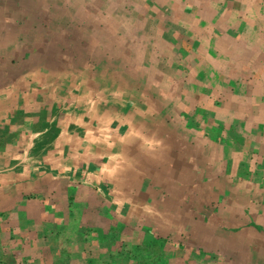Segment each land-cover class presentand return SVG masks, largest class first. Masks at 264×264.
I'll return each mask as SVG.
<instances>
[{
    "label": "trees",
    "instance_id": "1",
    "mask_svg": "<svg viewBox=\"0 0 264 264\" xmlns=\"http://www.w3.org/2000/svg\"><path fill=\"white\" fill-rule=\"evenodd\" d=\"M112 9L118 12L123 20L126 18L123 15V9L116 10L115 5ZM0 11L1 13L3 12L2 10ZM176 13L181 14L179 11ZM158 14H160V11L152 12L146 18V25L145 23L143 24L144 29L149 24H156ZM180 17L181 23H184V17ZM78 18L79 22H81V15L77 17V20ZM108 19L111 23L115 24L112 18ZM86 20L88 27L85 26L83 28L87 29L88 33L86 34L89 35L92 32V24L94 21L89 19V17H86ZM36 22L35 20V25L33 26H37ZM22 24L17 21L14 26L19 28V25ZM131 29L136 32L135 35L137 38H142L135 49L139 56L134 53L129 54L131 59H133L132 63L121 61L119 57L121 50L113 49L114 56H109V52L106 51L107 48L104 47L101 57H93L90 63L87 64L85 62L87 60L85 59L91 57V46L88 44L87 47L81 46L79 48L73 47L72 45L60 46L64 48L65 52L57 50L54 52V57L43 54L42 50L39 49L35 53L34 59L38 60L41 57L40 60H43L45 64L44 67L48 66L49 79L43 82L49 83L53 79L54 86L51 85V88L58 86V88L64 90V94H72L74 97L79 96L77 103L79 108L82 107L83 109V107H87L85 105L90 104L93 95L99 92L105 100L95 101L93 115L96 118L111 120L113 121L112 124L115 125L128 120L129 126L137 130L139 129L148 138H151L153 142L160 141L166 144L167 150L165 152L155 153L151 148H147V146L138 147L137 144H133L138 143V138L129 136V138L122 142L117 141L110 148L103 143H97L91 146L96 154H104L106 156V154L109 155L114 150L121 153V167L117 166V171L110 175L108 173L103 175L99 174L97 178L99 180L102 179L105 183L108 198L112 196L113 187L115 190L116 186L121 187L122 193L125 195L120 210L123 213L122 216L129 214L131 217L134 214H138L144 221L147 220L151 226L157 224L156 229L150 225L149 227L145 226L146 229L144 230H148L154 236L155 241L153 240L154 242L150 245L140 247L141 253L149 254L145 259L143 258L144 260L139 261L140 264H149L145 260H149L154 254H161L162 248L163 250L168 249V246H173L176 249L181 248L184 241L189 242L192 246V254L199 255L201 259L206 256L207 261L209 259L215 260V255L205 254L203 256L204 252L202 250L205 247L212 248L217 245L219 240L227 236L224 232L226 230L228 231V235L230 234V237L234 232L239 233L240 231L249 230L251 233H258L264 236V210L262 209L253 218L251 215L254 212L251 211L252 209L249 206L253 203L251 199L247 202H242L239 198L238 204L235 207L236 212L239 214L235 216L228 215L224 211V207L219 203V199L213 198L218 196L219 184L223 183V192L228 195V193L233 192L235 189L233 186L237 182L247 180L240 176L241 173L247 174L250 172L248 170L249 168H246L244 165H239L238 167L239 162L242 161L240 158H243L247 154L246 151L251 150L252 147L248 148L250 143L243 144L241 148L235 145L234 149L231 150L230 148L226 153L223 151L225 156L223 154L221 156L219 155V157L216 155L217 164L214 165L215 147L212 144L216 141L218 145H221L220 141L222 142V140L224 141L226 139L228 129L231 128L232 118L236 116V113L232 115V103L236 100L233 94V87L229 85L232 79H230L229 75H222L220 77L212 76L215 72L216 65H210L209 71L204 74L203 69L207 66L204 60L206 51L203 48L204 45L199 41L195 43V48L191 46L186 48L181 44L175 45L173 48L172 45L169 44V46H166L163 43L165 48L162 58H159L157 63L151 57L152 55L145 54V56L143 55V59L141 50L147 49L144 40L145 36L142 32H138L137 26H133ZM198 33L193 34V38L195 35L201 38L203 37L201 32ZM108 35L110 34L105 32V36L107 37ZM102 36L103 34H99L96 39ZM171 36L178 40L188 37L181 32L172 33ZM15 37L13 33L10 34L8 32L1 36L0 56L3 60L11 55V52L9 53L7 51L11 48L12 40ZM116 37L118 39L119 36ZM42 45H38V48L44 47ZM184 48L188 52L186 56L188 57L187 61L186 57L180 58L182 57L180 53L182 50H185ZM214 51L229 58L227 57L229 54L227 50H219L215 47ZM78 57H81L82 60H77ZM62 58L66 59L63 60V63L66 64L63 67L60 62ZM155 63L158 64L159 68L164 67L165 71L170 73V75L166 74L162 69L156 72ZM34 68L36 69V67ZM32 76L30 80L26 76L16 77L12 84L14 91L20 89L19 86L28 80L31 84H34L31 81ZM208 76L210 81L208 80ZM61 80H63L62 83H60ZM36 93L35 88L31 89L30 94L22 99V101L25 103L30 96H34ZM115 97L118 101H112L111 98ZM18 100L21 101V99ZM215 101L218 106H214ZM222 102L225 103L224 108H222ZM177 107L187 111L186 113L191 116L181 119L183 122L179 121L175 116L171 115ZM0 108L5 109V104L1 106L0 103ZM225 108L227 110H224ZM14 110L11 108L10 113L12 114L14 112L15 118L19 120V122H15L17 125L21 124L22 119L31 116L30 113L20 114L17 113V110ZM219 113H223L226 116V121L222 126L217 125V115ZM39 114L40 121L33 125V132L37 136L32 141L28 156L41 162L42 158L48 152L54 150V142L61 129L58 126L57 116L52 115L53 117L48 119L51 117V114L45 109H40ZM4 118H6L5 121L0 122L1 135L6 132L7 115ZM248 120H250L249 117ZM11 121L10 119L9 122ZM74 128L76 129L73 125H69L68 131L72 132ZM257 137L261 139H254V141L261 142L262 144L260 148H257L258 150H253L252 148L248 161H256L255 158L258 152L260 153V150L261 153L264 151V131L259 130V136ZM233 142L235 144V141ZM208 146H210V154L206 155L205 149L209 148ZM129 151L133 155L136 153L139 154L140 164L138 166L141 168L140 173L131 169L129 163L132 164L131 161H134L135 157L128 162V156L125 154H129ZM178 152L183 153L182 162L192 164L190 169L185 166L177 167L179 162L176 161ZM261 156L264 158V152ZM226 163L229 165L228 173H225V169H223V165ZM126 165L128 169L123 172V168ZM247 165L250 168L257 169L258 167L260 170V166H257V164ZM44 169L48 170L47 167H43L42 170ZM209 169L213 170V172L210 173ZM122 174L124 177H122ZM229 174L236 175L234 178H230L228 176ZM159 175L162 177H156ZM204 176L205 179L208 176L215 177L217 181L206 184ZM122 178L124 181L121 182L120 179ZM227 179L229 180L227 181ZM99 180L96 182L97 185L100 184L98 183L100 182ZM205 184L206 187L204 186ZM262 184L261 191L264 194V181ZM175 186H177L178 195L181 194L176 200L171 197L172 190H174ZM196 188L203 192L202 197L200 194L199 202L196 199L198 197ZM185 191L186 193H184ZM257 197H259L258 200L261 199L260 194ZM237 199L238 197L233 200L235 201ZM232 203L231 201L230 204ZM239 218L242 219L241 223L239 222ZM196 220L198 221L197 224L192 226L191 223L193 224ZM171 227L173 228L171 229ZM56 228H58V232L61 231L58 226ZM98 228L102 229L99 225ZM21 229L19 226L17 229L18 232L16 233L20 234ZM4 231H7L8 234L0 235V246H3L11 254L7 262L5 255L0 252V264H9V262L13 264L16 262L15 258L17 256L25 257V264H34L37 251L29 252L28 248H37L36 243H27V241H24L22 244L28 248L24 249V246H20L21 248L23 247L21 250H15V245L11 247L9 244L16 242V239L10 236V230L6 229ZM112 231L114 232V229ZM28 237L26 236L25 239ZM19 242L18 244H20ZM242 250L247 253H252L248 256V259L255 255L251 247H245ZM61 254L70 257L65 251H62ZM218 257L220 258V256ZM121 262L119 264H123ZM167 263L169 264V261ZM40 264H43V261ZM171 264L176 263L171 262Z\"/></svg>",
    "mask_w": 264,
    "mask_h": 264
},
{
    "label": "rangeland",
    "instance_id": "2",
    "mask_svg": "<svg viewBox=\"0 0 264 264\" xmlns=\"http://www.w3.org/2000/svg\"><path fill=\"white\" fill-rule=\"evenodd\" d=\"M141 3L142 0H136L133 3H129V5H131L132 9L137 10L138 5L141 6ZM103 11L104 10H101L100 7L95 5L91 10L92 13L97 14L98 12L99 15L92 24V32L90 31L91 33L89 35L86 34L88 31L83 28L87 24L86 17L91 19L89 12H87V16H85V14L81 15V22H79V18L78 20L74 19L71 23L73 26H65V21L57 20L54 16H51L49 20L44 22V26H40L39 28L33 27L35 31L33 33H29L30 35L28 38L34 43V45L31 44V47L27 46L23 39L21 40L22 42L19 41L18 43H12L11 48L7 51L9 53L11 52V55H9L5 60H3L0 56V103L6 104V107H12L15 104L12 95L16 94H14L15 91L12 88V84L13 80L19 76H26L30 80L31 76L34 75L31 80L34 84H31L28 80L23 85L19 86L24 93H27L34 87L38 88V86H41L38 88L39 92L49 91L51 93L49 86L53 83V79L49 83L43 82L49 79L48 66L44 67V61L40 60L41 57L38 60L34 59L35 53L39 51V49L42 50L43 54L54 57V52L57 50L65 52L64 48L60 46L72 45L73 47L79 48L81 46L87 47L88 44L91 46V57H87L85 59L87 60L85 61L87 64L90 63L93 57L100 58L104 47L107 48L106 51L109 52V56H114L112 52L113 49L121 50V54L119 55L121 61H124L125 63H132L133 59H131L129 54L134 53L139 56L135 49L136 46L139 45L140 39H142L137 38L135 35L136 32L131 29L132 26L138 25L136 24L135 17L133 15H129L130 19L121 21V15L118 14L120 19L118 18L119 20L115 21V24H113L101 16V14H105ZM125 14L126 13L124 11L123 15ZM80 24L81 26H77ZM105 32H108L110 35L106 37ZM99 34H103V36L96 39ZM116 36H119L118 39ZM159 36L161 35H157L154 29L150 27L148 32H146V38H144L147 49L141 50L142 56H145V54L152 55L151 57H153V60L156 63L159 58H162L163 50L165 48L163 43L160 42L162 37L160 38ZM165 38L167 37L165 36ZM38 45H42L44 47L38 48ZM185 53L186 52H182L181 56L184 57ZM64 59L65 58H62L60 61L62 67L66 65L63 63ZM77 60L82 59L81 57H78ZM34 67H36V69ZM155 68L156 72L159 69H162L166 74L170 75V73L165 71L164 67L159 68L158 64L155 65ZM62 82L63 80L60 81V83ZM233 84L234 83L232 81L230 85ZM57 93L65 96L59 98L57 97ZM63 94L64 90L57 88L53 94L51 93L54 106H62L61 109H59V114L61 115L59 125H65L64 127H66L67 123L73 121L79 127L78 129L80 133L75 132L68 134L65 131L57 141V155H51L50 159H47V162L53 165L57 171L54 175L55 177H53L52 185L57 184L59 187L62 186V189L58 191L59 193H56V195H54V197L50 200L48 199L50 196H53L55 189L49 196H47L50 213H54V215L56 214L58 224L51 223L44 218L39 219L40 217L38 215L40 210L37 208L35 209V206H28L31 205V203H29L31 199L32 201L36 199L40 201V195H36L34 190L28 189L24 192H16L14 187L9 186L11 199L3 202V198H1L2 191L0 189V201L2 200L1 202L5 203V205L10 203H13L14 205L10 209H7V206L3 205L0 208L2 213L4 212L3 214H0V235L3 231L1 228L5 226L9 217L13 218V220L15 219V221L16 219H19L21 224L20 227L25 229L22 231V234H17L16 232L18 231L16 229V223H14L16 228L11 226V224H8L7 229L13 231L16 238L21 236L24 237V235L35 231L41 241L37 243L36 247L39 249L41 248L42 251L40 253L38 252L39 254H36L34 264H40L41 261H43V264H119L121 261L123 264H140L141 260H144L149 256L148 253H141L140 247L150 245L154 242V236H152L148 230H144L146 229L145 226L142 227L139 225L137 228L132 229L130 224L128 226L124 222L126 220V216H122L123 213L120 211V207L123 205L125 195L122 193L123 191L121 187L116 186V190L113 187L112 196L108 198L105 183L101 179L99 181H101V183L103 182V185L100 182H98L100 183L98 185L95 184L93 182L94 179L91 178V169H87L89 166L93 165L100 166L102 160L99 158L94 159L93 157H89L88 153H79L80 148H83L84 145H87L89 148L92 146L90 143H94L95 141H102L110 148L112 142H109V138L113 134H116V131L108 129L107 127H94V122L92 121L84 122L82 120L83 110H78L77 115L75 114L78 108V97L76 99L73 95L68 96L67 93ZM38 98V101L40 100L43 102L42 93L39 94ZM94 99V101H99L103 100L104 97L102 99V96L96 92L94 94ZM111 99L112 101H118L116 97ZM38 105L39 104L37 103L34 104V110H30L34 111V118L39 116V112H37ZM214 106H218L216 105V101L214 102ZM28 108L33 109L30 106H28ZM16 110L18 111L17 113L24 114L23 112H25V107H23V109L16 108L14 111ZM7 113L8 120L6 121L7 126L5 138L9 141V144L12 147L18 149L19 152H23L28 141V136L31 135L30 125L35 120H25L22 125L18 126L15 122H19V120L15 118L14 112L12 114L10 112ZM217 118L219 119L220 117L217 116ZM5 119L6 118L1 120L0 117V122L5 121ZM10 119L12 120L11 122H9ZM221 119L223 120L222 117ZM13 126H16V128ZM82 144L83 146L81 147ZM1 145L2 144L0 143V146ZM146 145L151 144L146 143ZM166 148V145L161 142L156 146L155 150L157 152H165L167 150ZM90 149L91 148H89V150ZM62 152L66 153L69 159L64 160L60 156ZM75 158L79 161L81 159V168L76 167L77 164L75 161L70 162ZM112 159L114 160L112 162L113 164L111 163V165H106L105 167H98L96 170L100 171L101 174L108 173L109 175L117 171V166L121 165L119 164L120 156L116 155ZM242 161L239 162L238 167L239 165H244L249 168L248 170H250V172L248 174H250V179H247V184L249 185L245 187L242 183V189H238L236 191L237 195L232 194L233 197L231 196V198L234 199L238 197L237 200H232V204L227 203V201H223L221 199L224 198L223 196L220 197L219 203L222 205L224 204V210L228 213V215L236 216L239 214L236 212L235 208L238 204L239 198L242 202H247L251 199L254 203L253 208L255 209L254 212L256 214H258L262 209L264 210V194L263 191H261L263 186L262 182L264 181V165H260L261 168L259 170L258 167L257 169L250 168ZM73 166H75V168ZM130 167L132 169V165H130ZM4 168L5 167L3 166L1 170ZM62 168L63 170H61ZM123 169V172H125V170L128 169V166L126 165ZM70 171L72 172V175L75 176V182H73V184L68 183L65 185V182L62 183V181H67L65 179L68 177V173ZM248 174L241 173L240 176L246 179L245 177L248 176ZM235 175L236 174H229L228 176L230 178H234ZM122 177H124L123 174ZM158 177L161 178L162 176L159 175ZM228 180L229 179H227V181ZM120 181L122 182L124 179L122 178ZM210 181L212 180L210 179ZM242 181L244 180H240V182ZM46 185L47 187L52 186L51 183L50 185ZM76 185L77 187H75ZM174 190H172L171 197L176 200L179 196H181V194L178 195L177 186L174 187ZM258 194L261 195L260 200H258ZM26 203L28 205L25 206ZM58 206L60 208H58ZM26 207H30L27 212L25 210ZM241 221L242 219L239 218L240 223ZM98 225L101 226L102 229L98 228ZM57 226L61 229V231H57ZM173 227H171V229ZM113 229L114 232L112 231ZM224 232L227 236L219 240L217 245L210 249L205 248L202 250L204 252V254L202 253L203 256L205 254L215 255V260L209 259L207 261L206 256L201 259L199 258V255L192 254V246L189 242L184 241L181 248L176 249L173 246H168V249L166 250H163L162 248L161 254H154V256H152L149 260L145 261L149 264H153L157 259V262L154 264H168L167 261H169V264H171V262H175L177 264H229L235 259L236 255L240 254L242 256V254L247 253L242 250L243 248L249 247V245H255L256 240L259 241L250 230L240 231L239 233L234 232L231 237L229 236L230 234L228 235L227 230ZM24 241L32 243L34 242V239H30L28 237ZM18 242L9 244V246L12 247L15 245V250H21L23 247L21 248L20 246H16ZM2 247L3 246H0V252L5 255L8 262L11 253ZM27 248L28 247L24 246V249ZM28 250L29 252L31 251L29 248ZM62 251H65L68 255H70V257L61 254ZM221 255H223V259H221ZM218 256H220V258ZM69 258H71V260H69ZM179 258L180 260H178ZM15 260L16 262L13 264H25L26 261L25 257L19 256H17ZM9 264H11V262H9Z\"/></svg>",
    "mask_w": 264,
    "mask_h": 264
},
{
    "label": "crops",
    "instance_id": "3",
    "mask_svg": "<svg viewBox=\"0 0 264 264\" xmlns=\"http://www.w3.org/2000/svg\"><path fill=\"white\" fill-rule=\"evenodd\" d=\"M135 1L136 0H0V10L3 11L2 13L0 11V39L1 36L7 32L10 34L13 33L16 37L14 38L12 43H16V42L18 43L19 41L22 42L21 40L23 39L25 44L31 47V44L34 45V43L31 39L28 38L30 35L29 33H33L35 31L33 27L39 28L40 26H44L43 25L44 22L48 20L51 16H54V18L57 20L65 21L64 22L65 26H73V24H71L72 21L74 19H77V17H80V15L85 14V16H87L88 15L87 12H89V15L91 16V20L95 22V19H97L99 13L97 12V14H95L91 12V10L94 8V5L100 7L101 10H104L103 12L105 14L104 15L101 14V16H103L104 19L109 20L108 18H112L114 21H117L121 18L122 21L123 19L121 16L119 18L118 12H115L112 9L113 6L115 5L116 10L123 9L125 11L126 14L124 16L126 18H124V20L130 19L129 15H133L135 17L136 24H138L137 25V29L139 30L138 32L139 33L142 32L144 36H146V32H148L149 28L152 27V29H154L157 35H161L159 36L160 38L162 37L160 42L164 43L165 45L170 44L173 46V48L175 47V45L178 44L179 45L181 44L186 48L188 46L195 48V43L199 41L204 45L203 48L206 51L204 60L207 66L205 69H203V71L205 72L204 74H206L207 71H209L210 65H216L215 72L212 76L220 77L222 75H226V76L229 75L230 79H232L231 82L233 81L234 83L233 85H230L231 84L230 82L229 85L230 87H233L234 90L233 94L236 99L234 103H232L233 105L232 115L236 113V116L235 117L233 116L232 118V123L230 126L231 128L228 129L226 139L224 141L222 140V142L220 141L221 145H218L215 140H214L215 142L212 144V146L214 145L215 147L214 165L217 164L216 155L218 157L219 155L221 156L223 154V151L226 153L227 151L230 150V148L231 150L234 149L235 145L241 148L243 144L250 143L248 148L252 147L253 150H258L257 148H260L262 143L258 141L255 142L254 139L257 140L261 139L257 137L259 136V130L264 131V0H142L141 6L138 5L137 10L132 9L131 5H129V3H133ZM157 11H160V14H158L159 16L156 24L153 23L151 25L149 24L147 28L149 26L150 27L148 29L147 28L144 29L143 24L145 23L146 18H148L152 12H157ZM174 11L176 12L179 11L181 12V14L176 13ZM179 16L184 17L183 18L185 20L184 23H181V17L179 18ZM35 20L37 21L36 22L37 26H33L35 25L34 24ZM17 21L23 23L22 25H19V28L14 26V24ZM77 26H81V24ZM85 26L88 27L87 24ZM177 32H181L188 37L184 39L181 38L182 40H178L171 36L172 33H177ZM198 32H201L203 34V37L201 38L195 35V37L193 38L192 35ZM165 36L167 38H165ZM215 47H217L219 50H227L229 54L228 56L227 55L225 56L229 58H226L224 57V55L215 52L214 51ZM182 52H186L184 57L188 55L186 49L182 50L181 53ZM217 57L218 59H216ZM180 58H183V56ZM187 60L188 57H186V61ZM187 64L189 65L188 62ZM208 80L210 81L209 76H208ZM51 85L54 86L53 83ZM51 85L49 86V90L51 91L52 94L56 88L60 89L58 88V86L51 88ZM40 87L38 86V88ZM34 88L37 91V93L35 94L36 96L35 95L30 96L25 103L22 101V99L27 97L30 94L31 90L28 91L27 93H24L21 89H19L14 92V94L16 95H12V98L15 102L14 105L12 107L9 106L6 107L5 104V109L0 108V117L2 120L8 114L7 112H10L11 108L23 109V107H25V112L23 113L24 114L30 113L31 116L22 119L21 124H19L18 126L22 125L25 122V120H29V119L35 120L30 125L31 135L28 136V141L23 152H19L18 149H15L9 144V141L5 138L6 132L3 133L2 135L0 132V141H2L1 143L2 145L0 146V189L2 191L1 198H3V202L9 201L11 199V191L9 186L14 187V190L16 192L17 191L24 192L28 189L34 190V193L36 195L38 196L40 195V201L38 199L32 201L31 199L29 201L31 205H28L26 203L25 206L26 205L35 206V209L37 208L38 210H40V213L38 215L40 217L39 219L44 218L51 223L58 224L56 219L57 217L56 214L54 215V213H50L49 205L47 203V196H49L55 189V193L53 194V196H50V198L48 199L50 200L51 198L54 197V195H56V193H59L58 191L62 189V186L59 187L57 184L52 185L53 177H55L54 175L56 174L57 171L55 167H53V165L47 162V159H50L51 155H55V154L57 155L58 153V150L56 148L57 141L65 131L68 134L75 132L80 133V131L78 129L79 127L77 126V124L73 121L67 123L66 127H64L65 125L64 126L59 125V119L61 118V115L59 114V109H61L62 106H58V105L54 106V101L52 100V95L49 91L39 92V89L37 87ZM40 93H42L43 102H41L40 100L38 101L39 99L38 97ZM69 95L72 94H68V96ZM64 96H62V94L57 93V97L59 98ZM75 98L77 99V97ZM18 99H21V101ZM78 100L79 99H77V103ZM94 100L95 99L93 95L92 99L90 100V104L85 105L87 106V108L82 109L78 107L75 114L77 115L78 110L79 111L83 110L82 120L84 122L92 121L94 122V127H107L108 129L115 130L116 134H113L109 138V142H112V145L110 146H113L117 141L122 142L127 138H129V136H133L138 138V143L132 142L133 144H137L138 147L147 146V148L152 146L151 147L152 151L157 153L155 148L161 142L160 141L153 142L152 139L148 138L145 133L141 132L139 129L137 130L132 128L131 126H129L128 120H125L124 122L115 125L112 124L113 121L111 120H107L104 118H96L93 115V107L95 103ZM102 101H104V99ZM36 103L39 104L37 106V112H39L40 109H45L47 112L51 114V117L48 119H51L53 116H57L58 126L61 129L59 135L57 136L54 142V150L48 152V154L42 158L41 162L37 161L34 158H30L28 156V151L32 146V141L37 136V134L33 132V125L40 121L39 116L37 118H34V114H35L34 111H30V110H34L33 105ZM3 104L1 103V106ZM221 105H223L222 108H224L225 103L222 102ZM28 106L32 107L33 109H29ZM224 110L227 109L225 108ZM186 112L187 111L181 110L177 107L175 110H173L171 115L175 116L179 121H182L181 119L189 118V116H191ZM223 113H219V115H217L220 117L219 118L220 120L217 118L218 120L217 125L219 126H222L226 121V116ZM221 117L223 118V120L221 119ZM248 117L250 118V120H248ZM69 125H73L74 127H76V129L74 128L72 132H69L68 131ZM13 127L16 128V126ZM213 134L215 133L213 132ZM233 141H235V144ZM97 143H103V142L95 141L94 143H90V144L94 145ZM146 143H149L151 145H146ZM164 145L166 144L164 143ZM82 146L83 144L81 145V147ZM208 147L209 148L205 149L206 155L210 154V146ZM89 148H91V146ZM89 148L87 147V145H84L83 148H80L79 153L81 152L83 154L88 153L89 157H93L94 159L99 158L102 160L100 166L93 165V166H89V168L85 167L88 170L91 169L90 170L92 172L91 178L94 179L93 182L96 184V182L99 180L97 178V175L105 174V173L101 174L100 171L96 169L98 167H103V166L105 167L106 165L107 166L111 165V163L114 161L112 158L116 155L120 156L119 164H121L122 163L121 153L120 152L118 153V151L114 150L109 155L106 154L105 156L104 154H96L93 151V148L90 149L91 151L89 150ZM251 150L246 151L247 154L243 158H240V160H243V162L247 164H257V166L258 165L260 166L262 164L264 165V158L261 156V154H263L264 151H262L261 153V150L260 153L258 152L257 157L255 158L256 161H248L251 155L250 154ZM219 151L221 152L220 154ZM136 154L133 155L129 151V154H125V155L128 156V162H130V160L133 157H135L134 158L135 160L131 161L132 164L131 163L129 164L132 165L133 170L139 172L141 170V168L138 166V164H140L139 154L137 155ZM177 155L178 156L176 161L180 162V163L178 162L177 167L185 166L189 169L192 167L191 163L182 162L183 153L178 152ZM60 156L64 160L69 159L67 154L64 152H62ZM74 161L77 164L76 166L77 168L82 167V164L80 163L81 159L79 161L76 160L75 158L70 162H74ZM226 162L229 163L228 161ZM227 163L223 165V169H225V173H228L229 165ZM3 166L5 168L1 170ZM43 167H47L48 170L45 169L42 170ZM73 167L75 168V166ZM61 170H63V168ZM209 171L210 173L213 172V170L210 169ZM245 178L249 180L250 174H248V176H246ZM210 179L212 181H217L215 177L208 176V178L205 179L204 176V180H206V184L212 183ZM65 180L67 181L64 180L62 181V183L65 182V185H67L68 183L73 184V182H75L74 181L75 176L72 175L71 171L68 173V177ZM248 180L242 181L241 183L240 181L237 182L240 183L241 185L236 183L233 186L235 189L233 190L232 193H228V195L222 192L223 183L219 184L220 188L217 192L218 196H215L213 198L220 199V197L223 196L224 198L221 199L223 201H227V203H230L233 200V198H231L232 194L237 195L236 191L238 189H242L243 186L242 183L245 185V187L248 186L249 185L247 184ZM50 183L52 186L47 187L46 184L50 185ZM101 184L103 185V182ZM206 184L204 185L205 187ZM75 187H77V185ZM195 190H196V194H198L199 197V198L196 197V199L197 202H199L200 194L202 197L203 192L200 191L198 188H196ZM184 193H186V191ZM1 201H0V208L3 205V206H7V209H10L14 205L13 203L5 205V203H2ZM223 205L221 204V206ZM249 206L252 209L251 211L254 212L255 210L253 208L254 203L250 204ZM28 208L30 207L25 208L26 212ZM58 208L60 207L58 206ZM144 208L143 210L145 211ZM3 213L2 210H0V214ZM256 215L257 214L254 212L252 213L251 216L254 218L256 217ZM124 216H126V220L124 222L128 226L130 224L132 226V229L137 228L139 225L148 226V227L150 225L147 220L144 221L143 218L140 217L138 214L137 215L134 214L131 217L129 214L127 215L125 214ZM12 220L13 218L9 217L5 226L3 227L1 226L2 227L1 230H3L1 233L2 235L6 233L8 234L7 231L6 232L4 231L7 229L8 224L9 225L11 224V226H13L14 228L17 227L16 229H18V227L21 226L19 219H16V221L15 219L13 221ZM140 221L146 223L144 224L141 223ZM197 222L198 221L196 220L193 224L191 223V225L192 226L196 225ZM14 223H16V227L14 226ZM152 226L155 227L156 229L157 224ZM24 230L25 229H22V231ZM22 231L20 234H22ZM253 234L259 240V241L256 240L255 245H249V247H251L254 250L253 252H255V255L254 256L252 255L253 257L248 259V256L252 253H244L242 254V256L238 254L236 255L235 259L229 264L264 263V236L258 233H253ZM10 236L13 237V239H16L15 240L16 242L20 241L19 242L20 244H16L17 247L23 245L22 243L24 242L26 236H29L30 239H35L34 242L36 243V245L38 242H41L35 231L30 232L27 235H24V237L21 236L19 238H16L14 232L11 231ZM260 240L263 242H261ZM29 249L31 251L34 250L37 251L36 254H39L42 251L41 248L39 249V248L31 247ZM221 259H223V255Z\"/></svg>",
    "mask_w": 264,
    "mask_h": 264
}]
</instances>
